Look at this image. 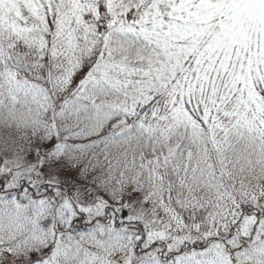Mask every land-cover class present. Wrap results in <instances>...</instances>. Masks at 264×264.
Here are the masks:
<instances>
[{
    "label": "snow or ice",
    "instance_id": "1",
    "mask_svg": "<svg viewBox=\"0 0 264 264\" xmlns=\"http://www.w3.org/2000/svg\"><path fill=\"white\" fill-rule=\"evenodd\" d=\"M0 264H264V0H0Z\"/></svg>",
    "mask_w": 264,
    "mask_h": 264
}]
</instances>
